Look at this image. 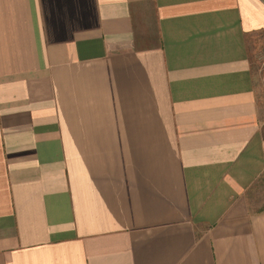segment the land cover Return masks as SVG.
<instances>
[{"label": "crops", "instance_id": "crops-1", "mask_svg": "<svg viewBox=\"0 0 264 264\" xmlns=\"http://www.w3.org/2000/svg\"><path fill=\"white\" fill-rule=\"evenodd\" d=\"M0 264H264V0H0Z\"/></svg>", "mask_w": 264, "mask_h": 264}]
</instances>
